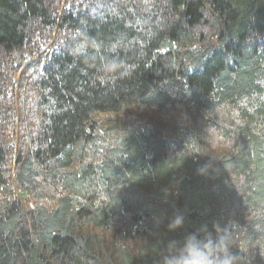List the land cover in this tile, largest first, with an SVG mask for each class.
<instances>
[{"label":"trees","instance_id":"1","mask_svg":"<svg viewBox=\"0 0 264 264\" xmlns=\"http://www.w3.org/2000/svg\"><path fill=\"white\" fill-rule=\"evenodd\" d=\"M204 226L264 264V0H0V264H163Z\"/></svg>","mask_w":264,"mask_h":264},{"label":"clouds","instance_id":"2","mask_svg":"<svg viewBox=\"0 0 264 264\" xmlns=\"http://www.w3.org/2000/svg\"><path fill=\"white\" fill-rule=\"evenodd\" d=\"M90 38L83 37L80 46L72 49L76 53L88 44ZM183 119V117H182ZM200 175L207 176L209 167L205 165L198 169ZM184 217L175 216L169 223V231H175L183 227ZM216 237L207 232L206 226L200 232L189 234L182 244L173 241L169 244L168 255L164 257L163 264H234L235 258L231 255L232 247L231 234L227 230H221L219 226H214Z\"/></svg>","mask_w":264,"mask_h":264},{"label":"rangeland","instance_id":"3","mask_svg":"<svg viewBox=\"0 0 264 264\" xmlns=\"http://www.w3.org/2000/svg\"><path fill=\"white\" fill-rule=\"evenodd\" d=\"M150 114L154 115L153 113L149 112V113H145V115L143 116L144 117H148ZM152 115H150L149 117H152ZM16 195H19V192H16ZM23 203L25 204L26 207H29L30 205V202H29V199H23Z\"/></svg>","mask_w":264,"mask_h":264}]
</instances>
